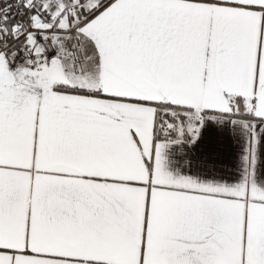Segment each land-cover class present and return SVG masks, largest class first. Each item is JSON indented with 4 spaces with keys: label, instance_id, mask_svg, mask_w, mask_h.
<instances>
[{
    "label": "snow or ice",
    "instance_id": "obj_1",
    "mask_svg": "<svg viewBox=\"0 0 264 264\" xmlns=\"http://www.w3.org/2000/svg\"><path fill=\"white\" fill-rule=\"evenodd\" d=\"M0 264H264V0H0Z\"/></svg>",
    "mask_w": 264,
    "mask_h": 264
},
{
    "label": "crops",
    "instance_id": "obj_2",
    "mask_svg": "<svg viewBox=\"0 0 264 264\" xmlns=\"http://www.w3.org/2000/svg\"><path fill=\"white\" fill-rule=\"evenodd\" d=\"M226 145L228 146V147H230V145H229V143L226 141Z\"/></svg>",
    "mask_w": 264,
    "mask_h": 264
}]
</instances>
